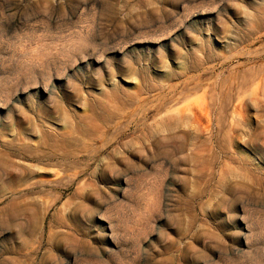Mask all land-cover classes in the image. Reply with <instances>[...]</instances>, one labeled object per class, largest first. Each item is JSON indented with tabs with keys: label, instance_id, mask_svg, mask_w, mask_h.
Returning a JSON list of instances; mask_svg holds the SVG:
<instances>
[{
	"label": "rangeland",
	"instance_id": "obj_1",
	"mask_svg": "<svg viewBox=\"0 0 264 264\" xmlns=\"http://www.w3.org/2000/svg\"><path fill=\"white\" fill-rule=\"evenodd\" d=\"M0 264H264V0H0Z\"/></svg>",
	"mask_w": 264,
	"mask_h": 264
},
{
	"label": "bare ground",
	"instance_id": "obj_2",
	"mask_svg": "<svg viewBox=\"0 0 264 264\" xmlns=\"http://www.w3.org/2000/svg\"><path fill=\"white\" fill-rule=\"evenodd\" d=\"M85 8H86V7H85ZM118 40H119V39H118ZM115 41H117V40H115ZM113 50H114V49H113ZM115 51H116V50H115ZM173 88H174V87H173ZM167 89H168V88H167ZM178 89H179V88H178ZM175 91H176V90H175ZM165 92H166V91H165ZM92 102H93V101H92ZM77 105H78V104H77ZM215 105H216V104H215ZM218 105H219V104H218ZM78 107H79V106H78ZM220 107H221V106H220ZM214 111H216V110H214ZM105 112H106V111H105ZM216 118H217V117H216ZM81 119H82V118H81ZM88 119H89V118H88ZM31 124H32V123H31ZM31 124H30V125H31ZM213 125H214V124H213ZM214 126H215V125H214ZM30 128H31V127H30ZM49 129H51V128H49ZM214 129H215V128H214ZM32 136H33V135H32ZM157 136H158V135H157ZM33 137H35V136H33ZM68 137H69V136H68ZM159 138H160V137H159ZM52 141H53V139H52ZM159 141H160V140H159ZM211 142H212V140H211ZM5 144H6V143H5ZM32 147H33V146H32ZM57 147H58V146H57ZM35 149H36V147H35ZM9 151H10V150H9ZM15 152H16V151H15ZM219 153H220V152H219ZM25 154H26V153H25ZM222 154H223V153H222ZM12 155H13V154H12ZM156 155H157V154H156ZM161 155H163V154H161ZM161 155H160V156H161ZM158 156H159V155H158ZM12 157H13V156H12ZM55 158H56V157H55ZM157 159H158V158H157ZM29 160H30V159H29ZM33 160H34V159H33ZM218 160H220V159H218ZM6 161H7V160H6ZM154 161H155V160H154ZM35 162H36V161H35ZM231 162H232V161H231ZM155 163H156V162H155ZM215 164H216V163H215ZM14 165H16V164H14ZM14 165H13V166H14ZM166 165H167V164H166ZM5 166H6V165H5ZM18 166H19V165H18ZM3 167H4V166H3ZM40 167H41V166H40ZM32 169H33V168H32ZM38 169H39V168H38ZM34 170H35V169H34ZM31 171H32V170H31ZM9 173H10V172H9ZM217 174H218V173H217ZM217 174H216V175H217ZM186 175H187V174H186ZM188 175H189V174H188ZM29 178H30V177H29ZM34 180H35V179H34ZM27 181H28V180H27ZM211 184H212V182L210 183V185H211ZM50 186H51V185H50ZM239 186H240V185H239ZM239 186H238V187H239ZM48 187H49V186H48ZM31 190H32V189H31ZM35 190H36V189H35ZM208 190H209V189H208ZM206 194H207V193H206ZM200 198H201V197H200ZM40 205H41V204H40ZM43 206H44V205H43ZM42 209H43V208H42ZM42 212H43V211H42ZM47 212H48V211H47ZM45 214H46V213H45ZM39 215H40V214H39ZM26 217H27V216H26ZM26 217H25V218H26ZM27 219H28V218H27ZM25 220H26V219H25ZM60 222H61V220H60ZM62 224H63V222H62ZM50 226H51V225H50ZM45 229H46V228H45ZM41 230H42V229H41ZM48 230H49V229H48ZM40 233H41V232H40ZM49 233H50V232H49ZM23 234H24V233H23ZM6 235H7V234H6ZM41 235H42V234H41ZM49 235H50V234H49ZM75 249H76V248H75ZM38 250H39V249H38ZM38 250H37V251H38ZM69 250H70V249H69ZM69 250H68V251H69ZM71 254H72V252H71ZM72 255H73V254H72ZM73 262H74V261H73Z\"/></svg>",
	"mask_w": 264,
	"mask_h": 264
}]
</instances>
